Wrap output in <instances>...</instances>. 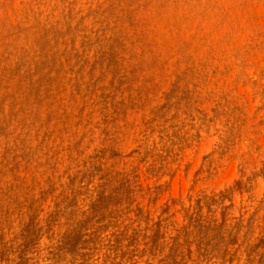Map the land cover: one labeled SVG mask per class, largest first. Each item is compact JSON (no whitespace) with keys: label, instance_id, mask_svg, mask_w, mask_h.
<instances>
[{"label":"rangeland","instance_id":"1","mask_svg":"<svg viewBox=\"0 0 264 264\" xmlns=\"http://www.w3.org/2000/svg\"><path fill=\"white\" fill-rule=\"evenodd\" d=\"M0 264H264V0H0Z\"/></svg>","mask_w":264,"mask_h":264}]
</instances>
